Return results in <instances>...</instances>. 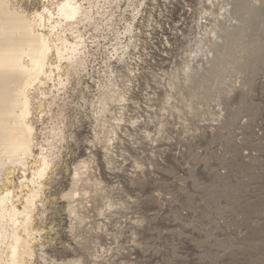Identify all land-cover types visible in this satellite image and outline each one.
Masks as SVG:
<instances>
[{"label":"rangeland","instance_id":"374dc122","mask_svg":"<svg viewBox=\"0 0 264 264\" xmlns=\"http://www.w3.org/2000/svg\"><path fill=\"white\" fill-rule=\"evenodd\" d=\"M44 1L17 4L34 13ZM137 4L113 9V32L88 28V69L61 87L62 161L35 215L42 237L30 264H264V0ZM130 21L123 60L114 46ZM110 74L127 100L108 115L123 121L107 158L91 104ZM50 121L49 113L38 124L39 141ZM91 156L105 195L80 224L64 194L75 165Z\"/></svg>","mask_w":264,"mask_h":264},{"label":"bare ground","instance_id":"6f19581e","mask_svg":"<svg viewBox=\"0 0 264 264\" xmlns=\"http://www.w3.org/2000/svg\"><path fill=\"white\" fill-rule=\"evenodd\" d=\"M137 1L45 0L41 9L30 13L18 6V0H0V264H30L36 254L34 244L42 233L35 215L39 207L46 206L47 180L55 174L63 154L66 112L65 104L57 101L61 87L67 88L74 78L81 83L88 69V28L113 32L117 27L113 9H120L125 2L129 9L138 11ZM134 27L133 21L125 25L123 33L130 35L126 43L117 28L114 50L123 60L134 42ZM185 71L188 83L194 82L190 69ZM129 73H134L132 67ZM117 78L110 74L91 104L96 109L97 125L103 129L101 141L107 158L123 121L122 113L113 116L114 121L108 115L113 106L127 100ZM171 86H175L174 81ZM172 98L167 94L164 108ZM49 113L51 121L43 129V141H39L38 124ZM94 164V156L79 161L64 194L71 218L80 224L87 221L90 202L105 195L102 180L94 177ZM106 206L112 208L114 202L108 200ZM103 207H98L101 215L106 214ZM75 228L72 223V231ZM41 257L46 261L45 249H41ZM51 264L86 263L78 258Z\"/></svg>","mask_w":264,"mask_h":264}]
</instances>
